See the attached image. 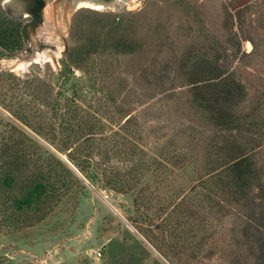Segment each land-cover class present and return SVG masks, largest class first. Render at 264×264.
Listing matches in <instances>:
<instances>
[{
    "label": "rangeland",
    "instance_id": "374dc122",
    "mask_svg": "<svg viewBox=\"0 0 264 264\" xmlns=\"http://www.w3.org/2000/svg\"><path fill=\"white\" fill-rule=\"evenodd\" d=\"M48 1L58 5L65 0H46L45 6ZM110 2V5L100 7H82L123 15L136 13L129 34L141 45L138 55L128 58L96 56L93 61H88V65L93 63V68L85 71L72 67L71 72L64 75L63 37L67 48L75 43L69 35L71 13L66 21L60 19L62 12L47 23L44 6L41 21L27 22L25 26V50L0 58V74L9 72L22 79L28 75L39 82L43 90L46 85L51 86L54 93H60L61 103L67 101L70 104L83 129L91 126L95 132H103L87 136H109L131 116L128 130L136 143L153 161L157 158V162H162L151 169L142 183L150 184L156 197L153 202L156 206L151 210L152 215L156 213L154 223L163 220L168 227L179 224V236L169 242L176 249V256L172 259L163 257L127 220L131 216L138 217L132 211L130 194L97 190L67 163L87 186L79 194L78 206L75 207L69 198L46 219L21 230L0 224V264H103L106 258L119 264L131 255H135L133 264H153L156 258L163 264H232L236 259L242 263L249 256L241 233L245 225L241 207L213 195L207 201L205 194L209 192L204 184L209 174L198 177L197 172L203 171L206 161L204 147L212 134L202 117L196 116L191 109L189 86L182 83L180 72H172L165 84L167 89L156 94L160 89L153 85L157 81L156 75L152 69L148 74L144 72L153 66H174L189 51H207L210 55L222 56L220 61L229 67V71H235L234 78L243 87L244 98L239 99L236 91L231 96L237 101L235 109L246 133L245 144L253 149L257 168L264 179V0ZM235 4L238 6L233 8ZM0 5L13 15L27 18L26 0H0ZM43 51L50 56L48 60L33 59L35 53ZM25 59L30 62L24 67L13 66L14 62ZM11 87L9 82L0 80V99L9 105L11 102L26 104L29 98L24 94H19L22 99L11 98ZM2 105L0 103V121L10 119L55 151L53 145ZM36 111L35 106L24 108L28 116ZM27 119L33 121L34 126L43 125L37 118ZM123 136L111 141V137L105 138L100 143L114 145L115 141L124 140ZM180 136L183 148L179 151L183 155L176 159L172 152L169 155L166 151L178 144ZM59 155L66 162L65 154ZM114 164L119 168L123 166L118 160H114ZM214 180L212 177L208 182L210 187ZM179 193L180 197L200 199L196 200V213L204 221V229L198 232L196 239L187 237V228L180 226V219L175 220L176 217L169 214L170 208L158 217L156 207ZM127 229L132 235L126 232ZM154 231L158 237L160 233ZM191 245L197 247L192 249ZM99 247L102 255L96 258L94 249Z\"/></svg>",
    "mask_w": 264,
    "mask_h": 264
},
{
    "label": "trees",
    "instance_id": "16d2710c",
    "mask_svg": "<svg viewBox=\"0 0 264 264\" xmlns=\"http://www.w3.org/2000/svg\"><path fill=\"white\" fill-rule=\"evenodd\" d=\"M32 1L29 7L31 16L27 18L13 15L0 5V58L14 56L25 50V26L27 22L41 21V9L44 6L43 0ZM237 6L235 4L233 8ZM135 15L96 11L88 7L77 9L70 20L69 35L75 43L66 50L64 75L71 72L72 67L85 71L93 68V63L88 65V61L94 60L96 56L128 58L141 53V45L129 34ZM221 57L210 55L207 51H189L178 64L146 68L144 74L150 73L152 69L157 80L153 85L160 87L158 94L167 89L165 84L172 72L181 73L182 83L189 86L192 111L202 117L212 134L204 147V172H197L199 178L203 173L209 174L204 184L209 192L205 194V199L209 201L212 195L221 197L219 199L224 202L240 206L245 217L241 233L249 257L242 263H239V259L231 263L251 261L250 264H264L263 173L257 168L259 165L252 154L253 149L245 144L246 133L241 128L243 123L235 109L237 101H233L231 96L236 91L239 99L244 98L243 87L235 80V71H229V67L220 61ZM0 80L12 85L11 98L22 99L19 96L23 94L29 98L26 104L15 105L11 102L12 106L2 98V107L23 120L27 127L53 145L55 150L44 146L39 139L10 119L0 121V224L12 230H21L37 225L69 198L75 207L78 206L79 194L87 186L60 158L59 154L64 153L95 189L130 194L132 211L138 217L131 216L127 220L163 257L170 256L172 259V256H176V249L169 242H174L179 236V224L168 227L163 220L154 223L156 213L152 215L151 210L156 206L153 203L156 197L150 190V184L142 183L151 169L162 165V162H157V158L153 161L136 143L132 137L134 135L128 130L131 116L109 136H87L103 132H95L91 126L83 129L70 104L67 101L61 103L60 93H54L51 86L45 84L46 89L43 90L41 84L28 75L22 79L9 72L1 73ZM33 106L37 111L32 116L24 113V108ZM28 117L37 118L38 122L41 120L43 125L34 126ZM121 134H124V140L115 141L114 145L100 143L105 138L111 137V141ZM182 142L180 136L178 144L172 150H167V154L172 152L173 158L180 159L183 155L179 151L183 148ZM114 160L122 162L123 166L119 168ZM212 177L215 180L210 187L208 182ZM180 194L173 195L164 205L156 207L158 217L170 208L169 214L176 217L175 220L180 219V226L185 225L183 227L187 228V237L196 239L198 232L204 229V221L196 213V200L200 199L186 195L180 197ZM152 225L153 228L150 227ZM154 228L160 237L155 235ZM126 232L132 235L128 229ZM195 247L192 246V249ZM134 257L131 255L127 261L119 264H133ZM103 264L114 263L106 258ZM153 264L163 263L156 258Z\"/></svg>",
    "mask_w": 264,
    "mask_h": 264
},
{
    "label": "bare ground",
    "instance_id": "6f19581e",
    "mask_svg": "<svg viewBox=\"0 0 264 264\" xmlns=\"http://www.w3.org/2000/svg\"><path fill=\"white\" fill-rule=\"evenodd\" d=\"M74 1L75 0H66L64 2H61L58 5L56 3H53V1H51V2L48 1L47 5L44 8V17H45V20L47 21V23H49L51 21V19H53L55 14H58V13L61 14L62 12L64 14L62 17H60V19H64L66 21L70 15L71 11H73L72 4ZM129 3H132V2H129ZM102 4L110 5L111 3H104L102 1L94 2L93 0H79L78 1V6L100 7V6H102ZM61 15H58L57 17H59ZM49 58H50V56L48 55V53L43 51L41 53H39V52L35 53L33 59L39 60V61H44V60H48ZM29 62H30V59H28V60L25 59L24 61H16L13 63V66L24 67Z\"/></svg>",
    "mask_w": 264,
    "mask_h": 264
},
{
    "label": "water",
    "instance_id": "95a60500",
    "mask_svg": "<svg viewBox=\"0 0 264 264\" xmlns=\"http://www.w3.org/2000/svg\"><path fill=\"white\" fill-rule=\"evenodd\" d=\"M78 1L79 0H75L72 4V8H73V11L71 12V15L80 7L82 6H78ZM94 2H97V1H102L104 3H111L110 1L112 0H93ZM96 9V8H95ZM27 14L26 15H29L30 13L29 12H26ZM70 15V16H71ZM63 41H64V45H65V53H66V50H67V42L65 41V37H63ZM66 159V162L71 166L73 167L75 170H77L68 160L66 157H64ZM78 171V170H77ZM79 172V171H78ZM80 174V173H79Z\"/></svg>",
    "mask_w": 264,
    "mask_h": 264
},
{
    "label": "flooded vegetation",
    "instance_id": "af4514ba",
    "mask_svg": "<svg viewBox=\"0 0 264 264\" xmlns=\"http://www.w3.org/2000/svg\"><path fill=\"white\" fill-rule=\"evenodd\" d=\"M44 1V6H45V1L46 0H43ZM66 1V0H65ZM26 2H27V7H26V12H29L30 13V10H29V7L31 6V4L33 3V1L32 0H26ZM44 6L42 7V9H41V13H42V10H43V8H44ZM29 16H31V14H29V15H26V17H29Z\"/></svg>",
    "mask_w": 264,
    "mask_h": 264
},
{
    "label": "built area",
    "instance_id": "2783aa9c",
    "mask_svg": "<svg viewBox=\"0 0 264 264\" xmlns=\"http://www.w3.org/2000/svg\"><path fill=\"white\" fill-rule=\"evenodd\" d=\"M94 255L96 258H99L102 255V249L100 247L94 249Z\"/></svg>",
    "mask_w": 264,
    "mask_h": 264
}]
</instances>
